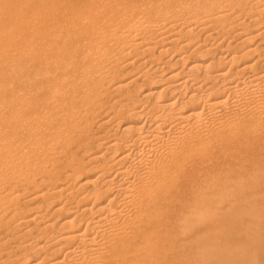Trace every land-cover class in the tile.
I'll list each match as a JSON object with an SVG mask.
<instances>
[{
  "label": "bare ground",
  "instance_id": "bare-ground-1",
  "mask_svg": "<svg viewBox=\"0 0 264 264\" xmlns=\"http://www.w3.org/2000/svg\"><path fill=\"white\" fill-rule=\"evenodd\" d=\"M261 170L264 0H0V264H243Z\"/></svg>",
  "mask_w": 264,
  "mask_h": 264
},
{
  "label": "rangeland",
  "instance_id": "rangeland-1",
  "mask_svg": "<svg viewBox=\"0 0 264 264\" xmlns=\"http://www.w3.org/2000/svg\"><path fill=\"white\" fill-rule=\"evenodd\" d=\"M243 172V174H245L243 176L249 177V181L247 178H243V187L245 186L243 191V209L254 208L251 215L243 216V264H264V171L263 173L258 171L262 177L257 171H254L252 175H249L246 171ZM252 176L254 179L251 178ZM257 177H261L258 185H256ZM250 181L254 183L251 184ZM251 186H253L254 189ZM248 187L250 190L252 188L253 191H246ZM246 195L248 196L247 198ZM254 195L257 197H254ZM246 199L251 201H245Z\"/></svg>",
  "mask_w": 264,
  "mask_h": 264
}]
</instances>
